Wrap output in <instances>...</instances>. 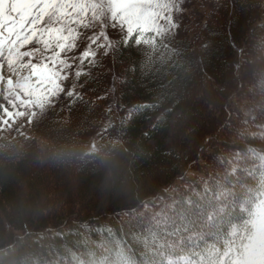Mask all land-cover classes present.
<instances>
[{"label":"trees","instance_id":"16d2710c","mask_svg":"<svg viewBox=\"0 0 264 264\" xmlns=\"http://www.w3.org/2000/svg\"><path fill=\"white\" fill-rule=\"evenodd\" d=\"M194 1L183 35L101 57L82 100L0 125V264H220L246 243L234 230L264 203V0Z\"/></svg>","mask_w":264,"mask_h":264},{"label":"snow or ice","instance_id":"6c2138e0","mask_svg":"<svg viewBox=\"0 0 264 264\" xmlns=\"http://www.w3.org/2000/svg\"><path fill=\"white\" fill-rule=\"evenodd\" d=\"M179 11L180 0H0V125L31 122L61 95L70 104L82 100L80 81L101 66L100 57L120 47L151 50L165 35L177 36ZM251 229L220 264H264V209Z\"/></svg>","mask_w":264,"mask_h":264},{"label":"rangeland","instance_id":"374dc122","mask_svg":"<svg viewBox=\"0 0 264 264\" xmlns=\"http://www.w3.org/2000/svg\"><path fill=\"white\" fill-rule=\"evenodd\" d=\"M197 9H198L197 3H195L194 0H180V11L174 14V17L177 19L178 23L180 24V28L178 29V33L179 34L177 36H173L171 34H168V35H165L164 37H168V36L178 37V36L183 35V33H184V25H185V23H186V21H187V19L189 17V14L190 13L197 14ZM108 32H109V35L110 36L113 34V30L111 28L108 29ZM110 81L111 82H110L109 85L111 87V92L114 93V95H115L116 92H117V85H116V83H117V77L115 75H112V78H111ZM68 82H66L65 85L68 84ZM262 83L264 84V73H263V76H262ZM116 97L117 96L115 95V98H114L115 99L114 100V103H115V106H116L115 111L118 110L117 107L119 106L118 105V102L116 100L117 99ZM94 140H95L94 134L93 135H90L88 137V139H87V145L86 146L87 147H90L94 143ZM200 163L203 164V160H200ZM262 209H264V203H263L262 206H260L259 211H258V215H259V213L261 212ZM251 231H249L247 233H244V232H241L238 229H235V231H234V234L235 235L234 236H236L237 239H242L246 234L247 235H250L251 234ZM244 242H247V241H244Z\"/></svg>","mask_w":264,"mask_h":264},{"label":"bare ground","instance_id":"6f19581e","mask_svg":"<svg viewBox=\"0 0 264 264\" xmlns=\"http://www.w3.org/2000/svg\"><path fill=\"white\" fill-rule=\"evenodd\" d=\"M159 257V256H158ZM180 263V262H179ZM176 264V263H175Z\"/></svg>","mask_w":264,"mask_h":264}]
</instances>
